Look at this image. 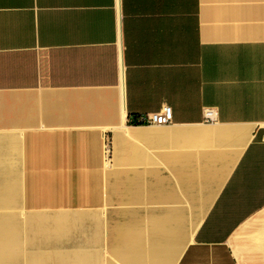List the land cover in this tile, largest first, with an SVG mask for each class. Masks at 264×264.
Instances as JSON below:
<instances>
[{
  "label": "crops",
  "instance_id": "crops-1",
  "mask_svg": "<svg viewBox=\"0 0 264 264\" xmlns=\"http://www.w3.org/2000/svg\"><path fill=\"white\" fill-rule=\"evenodd\" d=\"M0 264H264V0H0Z\"/></svg>",
  "mask_w": 264,
  "mask_h": 264
},
{
  "label": "built area",
  "instance_id": "built-area-1",
  "mask_svg": "<svg viewBox=\"0 0 264 264\" xmlns=\"http://www.w3.org/2000/svg\"><path fill=\"white\" fill-rule=\"evenodd\" d=\"M203 119L206 122H211L216 119V110L214 107L203 108ZM173 120V112L169 105H162L159 110L147 112L138 116L135 124L138 125H167ZM109 152V144L107 141L104 143V153Z\"/></svg>",
  "mask_w": 264,
  "mask_h": 264
}]
</instances>
